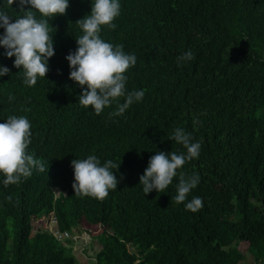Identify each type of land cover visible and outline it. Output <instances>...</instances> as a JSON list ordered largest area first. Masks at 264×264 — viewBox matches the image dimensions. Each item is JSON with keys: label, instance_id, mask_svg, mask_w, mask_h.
<instances>
[{"label": "trees", "instance_id": "1", "mask_svg": "<svg viewBox=\"0 0 264 264\" xmlns=\"http://www.w3.org/2000/svg\"><path fill=\"white\" fill-rule=\"evenodd\" d=\"M92 3L69 0L65 14L49 18L54 55L35 86L23 83L15 57L0 46V66L10 69L0 76V123L27 117L26 151L45 166L7 187L0 174V264H77L69 236L38 226L44 216L62 234L81 222L95 227L92 264H243L241 243L264 264V0H120L117 27L101 26L100 36L136 55L126 91L144 97L116 117L109 116L115 102L100 115L82 108L83 88L69 78L66 56L82 35L76 21ZM0 10L13 22L23 15L18 0H0ZM188 50L194 59L178 66ZM177 127L200 143L199 157L165 192L144 194L139 178L151 156L186 153L169 139ZM88 155L120 163L111 169L117 188L103 200L75 196L71 161ZM181 173L200 180L177 204ZM193 197L203 201L196 212L185 208Z\"/></svg>", "mask_w": 264, "mask_h": 264}, {"label": "clouds", "instance_id": "2", "mask_svg": "<svg viewBox=\"0 0 264 264\" xmlns=\"http://www.w3.org/2000/svg\"><path fill=\"white\" fill-rule=\"evenodd\" d=\"M17 0H7L12 6ZM30 5V7H26ZM69 6V0H18L19 12L23 15L12 17L6 11L0 10V46L6 50L8 58L15 57L14 67L22 69L23 83L32 87L38 77H46L48 60L54 55L53 38L49 35V18L63 15ZM41 18L37 19L36 12ZM120 0H93L91 11L76 21L82 35L76 37L77 49L70 52L66 59L71 69L69 78L83 88L78 103L82 108L92 107L96 115H100L106 107L114 102L116 109L109 113L110 117L121 116L134 103L144 97L143 90L126 91V71L135 66V54L125 53L122 44L113 45L105 42L101 36V26L114 30L117 25L113 20L120 15ZM194 59L191 50L177 57L178 66ZM10 69L0 66V76L9 74ZM86 86V87H84ZM124 102L119 103V98ZM11 101L13 96H9ZM195 123V122H194ZM31 123L25 116L10 115L0 123V174L5 177L3 184H18L21 178H28L32 170L45 171L44 164L27 153L31 143ZM169 139L186 149V153H165L158 151L149 159L148 166L139 178L144 194L153 190L158 193L165 189L177 176V170L187 161L199 157L201 145L192 142L190 133L177 127ZM74 182L72 187L75 196H89L103 200L109 190H115L118 180L111 169H119V164L107 160L101 165L96 155H88L85 159H73ZM198 173L185 177L179 176L176 195L172 197L180 204L187 199L188 194L198 185ZM203 207L200 197H193L185 204L186 210L196 212Z\"/></svg>", "mask_w": 264, "mask_h": 264}, {"label": "rangeland", "instance_id": "3", "mask_svg": "<svg viewBox=\"0 0 264 264\" xmlns=\"http://www.w3.org/2000/svg\"><path fill=\"white\" fill-rule=\"evenodd\" d=\"M57 192V191H56ZM43 220V222H41ZM37 219L38 226L42 229H47L50 231H57L56 230V223L55 219L50 216L49 219L45 216L42 219ZM84 228H89L90 231H85ZM96 232L95 227L88 226L85 222H81L80 226L74 228L69 232V239H71V248L73 254L77 258V264H92L94 254L98 250L100 244L98 240L92 237ZM67 236V237H68ZM65 241V240H64ZM67 243V241L65 242ZM241 251H244V261L243 264H255L254 258L251 253H248L246 248V243H241L239 245ZM91 262V263H90Z\"/></svg>", "mask_w": 264, "mask_h": 264}, {"label": "built area", "instance_id": "4", "mask_svg": "<svg viewBox=\"0 0 264 264\" xmlns=\"http://www.w3.org/2000/svg\"><path fill=\"white\" fill-rule=\"evenodd\" d=\"M56 222V221H55ZM54 234L56 235V238L57 239H62L63 236L64 237H67L68 236V233L67 232H64L63 234L61 232H58V231H54Z\"/></svg>", "mask_w": 264, "mask_h": 264}]
</instances>
